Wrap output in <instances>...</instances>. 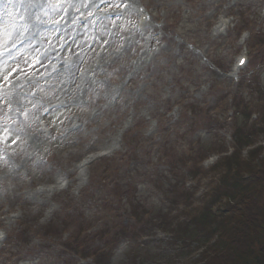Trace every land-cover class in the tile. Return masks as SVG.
<instances>
[{
	"label": "rangeland",
	"instance_id": "obj_1",
	"mask_svg": "<svg viewBox=\"0 0 264 264\" xmlns=\"http://www.w3.org/2000/svg\"><path fill=\"white\" fill-rule=\"evenodd\" d=\"M91 1L68 8L102 15L121 4L103 0L94 13ZM133 1L150 13V39L131 31L135 10L74 29L67 51L80 56L78 74L94 61L99 67L67 100L49 87L57 79L36 73L31 50L0 60V229L8 234L0 264H102V257L104 264H194L206 245L202 230L192 241L182 236L203 196L192 203L183 184L201 168L206 179L191 184L202 193L219 179L203 160L229 155L238 126L263 127V0ZM72 2L49 0L51 20ZM221 16L231 21L224 33L216 30ZM243 29L252 33L250 64L235 73ZM28 79L32 94L13 104L4 91ZM55 100L64 101L49 114L52 132L33 142L40 111ZM101 150L107 155L90 163L92 171L76 172L79 160Z\"/></svg>",
	"mask_w": 264,
	"mask_h": 264
},
{
	"label": "trees",
	"instance_id": "obj_2",
	"mask_svg": "<svg viewBox=\"0 0 264 264\" xmlns=\"http://www.w3.org/2000/svg\"><path fill=\"white\" fill-rule=\"evenodd\" d=\"M238 141L244 145L251 143L252 138L239 130ZM254 162L255 159L241 165L238 154L225 158L222 165L227 174L217 186L212 202L194 214L181 231H186L189 239H194L198 230L203 231L205 250L194 264H264V159ZM243 170L250 171L255 179L245 180ZM223 197L230 198L234 205L226 213L214 212V203ZM216 232V242L208 244ZM104 262L102 257L101 263Z\"/></svg>",
	"mask_w": 264,
	"mask_h": 264
},
{
	"label": "bare ground",
	"instance_id": "obj_3",
	"mask_svg": "<svg viewBox=\"0 0 264 264\" xmlns=\"http://www.w3.org/2000/svg\"><path fill=\"white\" fill-rule=\"evenodd\" d=\"M47 6V3L40 2L39 0H14L12 5L8 8L7 11H11L13 9H16L22 17L26 18V25L25 30L21 31L18 36L16 35L13 40L17 43L19 40L22 41L25 40V43L29 44L33 41L34 36H32L30 39H28L29 36L33 35L32 32H35L36 35L41 36L45 30L44 23L40 21L41 18H46L45 16V8ZM20 8V11L18 10ZM4 10V4L2 0H0V60H4L7 57L10 56L11 53L15 51V47L12 46L11 41H7L6 35L4 34L3 25H4V18L5 14L7 12ZM68 18V17H67ZM66 18V19H67ZM70 19L68 21L65 20L64 23L61 22L60 26L64 28L67 27L69 29L70 27ZM225 25L224 22H221V25ZM220 27V26H219ZM19 37V38H16ZM22 43H24L22 41ZM14 44V42H13ZM45 57H42V60H44ZM40 61V60H39ZM41 70L40 67L35 68L36 73H39ZM43 72H45V68L42 69ZM75 69L72 70H66L62 75L59 76L58 82L55 83L52 81L49 83V87H52L53 89L58 90V92L61 93L64 97H69L74 94L82 93L84 89H77L75 88V85L78 84L75 80L74 75ZM54 75L53 73H50L48 76ZM85 82L86 80L83 79ZM35 83L30 82V80H23V81H15L11 85H9L4 93L6 92L9 97L12 99V103L18 104L19 101L23 100L28 94H32L33 87ZM73 89V90H72ZM42 137L40 134H36L33 139V142H39Z\"/></svg>",
	"mask_w": 264,
	"mask_h": 264
}]
</instances>
